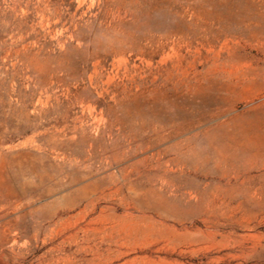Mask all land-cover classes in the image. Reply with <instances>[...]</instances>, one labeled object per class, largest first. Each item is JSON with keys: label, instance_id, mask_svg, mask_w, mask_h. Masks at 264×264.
I'll list each match as a JSON object with an SVG mask.
<instances>
[{"label": "rangeland", "instance_id": "374dc122", "mask_svg": "<svg viewBox=\"0 0 264 264\" xmlns=\"http://www.w3.org/2000/svg\"><path fill=\"white\" fill-rule=\"evenodd\" d=\"M242 130L264 0H0L5 263L264 264V162L220 145Z\"/></svg>", "mask_w": 264, "mask_h": 264}, {"label": "bare ground", "instance_id": "6f19581e", "mask_svg": "<svg viewBox=\"0 0 264 264\" xmlns=\"http://www.w3.org/2000/svg\"><path fill=\"white\" fill-rule=\"evenodd\" d=\"M220 145L224 151L228 152L226 157L232 162L240 160L242 155H245L248 160L260 159L264 162V133L242 130L234 134L230 141ZM239 154H241L240 157ZM0 264H7L1 255Z\"/></svg>", "mask_w": 264, "mask_h": 264}]
</instances>
